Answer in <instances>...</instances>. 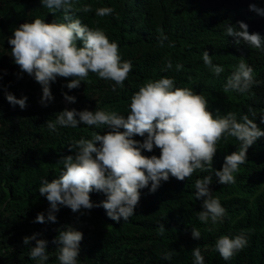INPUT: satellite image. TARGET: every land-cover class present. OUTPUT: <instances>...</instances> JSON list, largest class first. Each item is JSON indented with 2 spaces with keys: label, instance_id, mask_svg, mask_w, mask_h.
<instances>
[{
  "label": "trees",
  "instance_id": "16d2710c",
  "mask_svg": "<svg viewBox=\"0 0 264 264\" xmlns=\"http://www.w3.org/2000/svg\"><path fill=\"white\" fill-rule=\"evenodd\" d=\"M252 4L264 7V0H78L77 11L70 13L72 19L102 29L110 41L118 43L122 59L130 61L133 68L123 87L116 85L115 90L114 81L91 72L87 81L72 90L66 87L72 78L60 77L51 85L54 102L43 106L42 86L14 63L8 39L22 23L36 18L66 22L65 14L63 10L51 12L40 0H0V264H36L30 258L35 241L24 243L26 236L36 233L38 239L49 242L47 264H59L53 241L59 230L68 226L84 234L78 264H193L196 247L201 249L205 264H264V137L248 149L235 183L222 185L214 175L226 156L239 148L236 138L222 137L213 171L197 170L183 181L171 177L155 193L142 189L136 214L127 221L110 219L103 207L74 213L61 206L57 222H34L39 213L47 215L50 208L39 193L42 181L58 178L63 167L59 161L75 154L69 143L91 139L94 131H109L81 124L50 132L47 122L66 108L103 109L127 116L132 95L147 81L166 76L174 79L177 87L206 97L214 114L231 112L238 120L247 115L264 129V51L244 42L237 44L235 37L226 35V26L239 21L246 22L251 33L264 35V16L250 10ZM86 5L93 11L84 13L81 9ZM100 7H110L113 12L96 16ZM78 46H83L82 41ZM205 50L214 64L224 68L219 76L205 66ZM242 59L253 68L255 83L243 94L225 92L228 78ZM168 61L172 68L165 71ZM177 65L182 66L180 70ZM6 91L18 98L27 96V107H13ZM64 93L77 97L76 102H68ZM134 139L144 138L136 135ZM160 154L159 148L144 151L146 156ZM209 175L213 196L226 209L223 220L215 225L198 219L203 201L196 198L195 181ZM90 197L97 203L106 199L95 191ZM193 227L201 231V239H193ZM239 233L247 235V247L224 261L215 250L216 240ZM165 253H171L170 261L163 259Z\"/></svg>",
  "mask_w": 264,
  "mask_h": 264
},
{
  "label": "clouds",
  "instance_id": "9594fccd",
  "mask_svg": "<svg viewBox=\"0 0 264 264\" xmlns=\"http://www.w3.org/2000/svg\"><path fill=\"white\" fill-rule=\"evenodd\" d=\"M40 3L51 12L63 10L66 22L48 23L36 18L16 27L8 41L12 45L14 63L22 73L32 76L42 86L41 104L47 106L54 102L51 85L60 77L72 78L66 84L69 90L87 81L90 72L101 79L114 81L113 90L116 85L123 87L132 71V63L122 59L118 43L110 41L102 29L72 19L70 13L77 11L78 0H40ZM81 10L89 13L93 8L86 5ZM250 10L264 16V7L252 4ZM112 12L110 7L95 10L99 17ZM226 35L235 37L237 44L244 42L250 48L264 51V35L251 33L244 21H239L238 25L228 24ZM163 39L166 37L161 39V44ZM78 41H82V47L78 46ZM202 59L211 73L219 76L224 72L222 66L213 63L207 50ZM181 67L177 65V70ZM171 68L172 63L168 61L165 71ZM253 71L242 59L228 78L225 92L233 90L243 94L249 91L255 83ZM5 96L13 107H27V96L18 98L8 91ZM64 97L70 103L77 100L68 93H64ZM129 107L127 116L103 109L66 108L55 120L47 122L50 132H56L58 127L77 128L81 124L109 131L106 134L94 131L91 139L81 138L69 143V150L75 154L59 161L63 167L58 178L42 181L39 193L46 197L50 208L47 215L39 213L34 222H57L61 206L74 213L103 207L110 219L117 223L121 219L127 221L136 214L142 189L148 188L155 193L162 182L171 177L183 181L197 170L213 171V159L222 137L236 138L239 148L226 156L223 167L215 169L214 175L222 185L235 183V174L247 161L248 149L264 137V129L247 115L238 120L231 112L214 114L209 110L206 97L190 88L177 87L175 80L166 76L141 86L132 95ZM136 135L143 137V141L134 139ZM155 148L161 150L159 156L144 155L145 150L153 152ZM211 184V175L195 181L196 198L203 201L198 219L206 225L221 222L226 214L221 200L213 196ZM93 191L103 193L106 199L94 202L90 197ZM38 235L26 236L24 243L31 245L35 241V245H31L30 258L36 264H47L49 242L38 239ZM83 235L72 226L59 230L53 241L57 245L59 264H78ZM159 235H164L163 227ZM192 237L201 239V231L193 227ZM247 245L245 233L223 235L216 240L215 250L224 261H229ZM192 255L193 264H205L199 247L193 249ZM163 259L170 261L171 253H165Z\"/></svg>",
  "mask_w": 264,
  "mask_h": 264
}]
</instances>
